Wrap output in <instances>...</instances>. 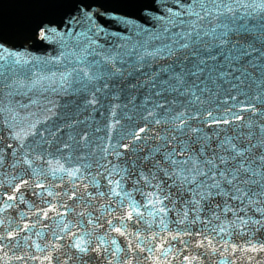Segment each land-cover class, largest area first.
<instances>
[{"label":"snow or ice","instance_id":"snow-or-ice-1","mask_svg":"<svg viewBox=\"0 0 264 264\" xmlns=\"http://www.w3.org/2000/svg\"><path fill=\"white\" fill-rule=\"evenodd\" d=\"M16 2L0 264H264V0Z\"/></svg>","mask_w":264,"mask_h":264},{"label":"water","instance_id":"water-1","mask_svg":"<svg viewBox=\"0 0 264 264\" xmlns=\"http://www.w3.org/2000/svg\"><path fill=\"white\" fill-rule=\"evenodd\" d=\"M86 2L93 4V6L95 7L100 4H104L105 0H86ZM0 11H2L9 20H11L14 19L17 15H19L23 11V9L17 4L16 0H0ZM11 43L18 48L21 41L12 40ZM54 47L55 45H45L43 47L32 45L34 54L36 55H44V54L52 55L54 54ZM20 207L22 210H26V205H21ZM47 235H48L47 230L46 229L43 230L42 238L47 237ZM32 239L37 240V237L33 236ZM37 242L40 241L37 240ZM223 259L224 257L221 256H212L209 260L205 262V264H220V261Z\"/></svg>","mask_w":264,"mask_h":264}]
</instances>
